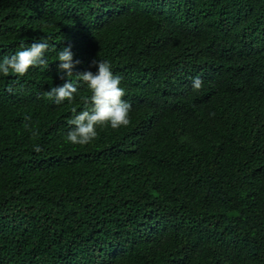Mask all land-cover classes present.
Instances as JSON below:
<instances>
[{
	"label": "trees",
	"instance_id": "16d2710c",
	"mask_svg": "<svg viewBox=\"0 0 264 264\" xmlns=\"http://www.w3.org/2000/svg\"><path fill=\"white\" fill-rule=\"evenodd\" d=\"M42 38L48 69L0 77V264H264V0H0V54ZM65 46L128 126L64 141Z\"/></svg>",
	"mask_w": 264,
	"mask_h": 264
},
{
	"label": "clouds",
	"instance_id": "9594fccd",
	"mask_svg": "<svg viewBox=\"0 0 264 264\" xmlns=\"http://www.w3.org/2000/svg\"><path fill=\"white\" fill-rule=\"evenodd\" d=\"M54 47L46 38L30 45L21 40L17 51L9 55L0 54V77L10 74L23 77L31 68L36 67L48 69L47 54ZM57 61V72L62 73V79H66L62 85L51 86L47 90L46 96L49 99L57 105L65 101L73 102L79 95L81 84L86 85L91 93L83 100L81 110L72 109L71 117L67 120L68 130L64 135L66 143L88 145L99 137L104 128L116 130L129 125L131 104L124 99L125 89L121 87V77L113 73L108 60L94 59L92 66L95 71L74 73L73 70L80 61L74 59L71 47L65 46L57 53ZM192 87L195 90L202 87L199 77L193 78ZM34 147L36 151L40 150L38 145Z\"/></svg>",
	"mask_w": 264,
	"mask_h": 264
}]
</instances>
